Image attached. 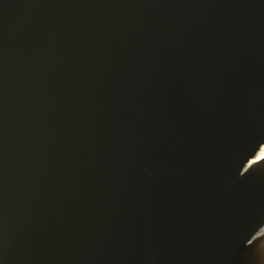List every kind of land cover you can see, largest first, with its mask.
Wrapping results in <instances>:
<instances>
[{"label":"water","instance_id":"95a60500","mask_svg":"<svg viewBox=\"0 0 264 264\" xmlns=\"http://www.w3.org/2000/svg\"><path fill=\"white\" fill-rule=\"evenodd\" d=\"M263 149L264 0H0V264H264Z\"/></svg>","mask_w":264,"mask_h":264},{"label":"bare ground","instance_id":"6f19581e","mask_svg":"<svg viewBox=\"0 0 264 264\" xmlns=\"http://www.w3.org/2000/svg\"><path fill=\"white\" fill-rule=\"evenodd\" d=\"M263 150L258 154L257 158L261 157L264 154Z\"/></svg>","mask_w":264,"mask_h":264}]
</instances>
